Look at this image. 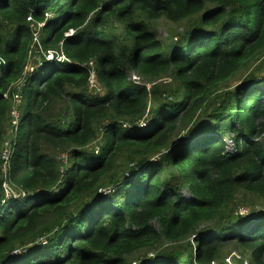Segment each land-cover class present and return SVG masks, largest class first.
Wrapping results in <instances>:
<instances>
[{"label":"trees","instance_id":"obj_1","mask_svg":"<svg viewBox=\"0 0 264 264\" xmlns=\"http://www.w3.org/2000/svg\"><path fill=\"white\" fill-rule=\"evenodd\" d=\"M28 17L68 62L24 73ZM161 19L182 31L158 39ZM0 57V150L25 193L2 205L0 156V264H226L230 247L264 264V0H0Z\"/></svg>","mask_w":264,"mask_h":264},{"label":"built area","instance_id":"obj_2","mask_svg":"<svg viewBox=\"0 0 264 264\" xmlns=\"http://www.w3.org/2000/svg\"><path fill=\"white\" fill-rule=\"evenodd\" d=\"M27 22L29 24V29L32 33V44H31L30 50L27 54V61H26V65L24 67V73L25 74L29 75L35 69H37L38 67H40L42 65L40 56L45 58V60L49 61V62H53V61L59 62V63L65 62V61L68 62L65 55L62 53L61 49L59 51H44L41 48H37V45L39 44L38 34H39V30L41 28V25L38 24L37 22H35L33 20V18H31V17L27 18ZM73 33H74V31L72 30L68 36H71ZM6 67H7V62L3 58L0 57V78L4 74V70ZM84 67H86V69H88V72H89V77H88L89 89L95 90L99 93L100 92L102 93L103 90L96 80L95 62L93 60H90L87 64L84 65ZM136 82L138 84H140L139 80H136ZM1 97L4 99L8 98L7 94H3L2 96H0V98ZM21 103H22L21 95L17 91L14 92L12 97H11V106H10V108H11V110H10V120H11L10 121V127H11V129L9 127V131H11L12 133L14 131V134L16 133L18 121L20 118V112L18 111L19 110L18 107L21 105ZM138 124H139L138 126H140V127L144 126V123H142V122H138ZM93 151L95 154H98L99 147L94 145ZM226 152L230 153V154H233L234 152H236L235 146L232 142H231V146L229 148H228V146L226 147ZM0 156H1V161H2V171L4 172L2 187L4 189L5 196H6V201H3L2 205L6 204L11 199L12 200L24 199L25 193L22 191H18V192L14 191L10 187V182L8 179L9 167H11L10 164H11L12 159L14 158V149L11 147L10 141L3 143L2 148L0 150ZM6 156H8L7 161H6ZM110 191H111V188H108V189L99 190L98 193L106 195ZM238 214L245 216L248 214V211H247V209H244V208H238ZM38 242L41 245H45L47 243V239L45 236H42L38 240ZM28 248H29V246L17 248L16 250H14L10 254V256L17 257L19 255L25 254L27 252ZM240 258L241 257L236 252H230L229 255L225 258V262L231 264L230 263L231 259H240ZM212 264H214V263H212ZM244 264H246V263L244 262Z\"/></svg>","mask_w":264,"mask_h":264},{"label":"rangeland","instance_id":"obj_3","mask_svg":"<svg viewBox=\"0 0 264 264\" xmlns=\"http://www.w3.org/2000/svg\"><path fill=\"white\" fill-rule=\"evenodd\" d=\"M155 28H156V36H157V38L162 40V41H164L167 38H169V34L167 32L168 29L172 28L173 30H177L178 32L182 31L181 25L172 24V23L164 21L163 19L158 20V21L155 22ZM38 36H39V39H40V33L38 34ZM50 68L51 67H45V68H43V69H41L39 71V76H40L41 79H43L47 75V70H50ZM244 74H245V70H240L236 75H234L232 78H230L229 86L237 85L238 82L240 81L241 77ZM128 77H129L130 80H133V79L139 80L140 84L144 83L143 78L140 77V76L139 77L136 76L135 73L132 72V71H130L128 73ZM145 80L149 81V79H145ZM10 129H11V127H10ZM12 135H15L14 131H13V133L11 131H9V136H12ZM225 138L226 139H224V141H226V147L228 146V148H229L231 146V141H229V139H227V137H225ZM260 139L263 140L264 139V135L261 136ZM98 141H99V139L95 142V144H92V146H94V145L98 146ZM7 159H8V156H6V161H7ZM12 164H13V161H11L10 165L12 166ZM183 194H184V198H188V193L186 191H184ZM244 208H246L247 211L249 212V209L247 207H244ZM153 225L157 228L155 223H153ZM229 250H230V252H236L241 257V259L244 260L245 263L248 262V257L244 254V252H242V251H240V250H238L237 248H234V247H230Z\"/></svg>","mask_w":264,"mask_h":264},{"label":"clouds","instance_id":"obj_4","mask_svg":"<svg viewBox=\"0 0 264 264\" xmlns=\"http://www.w3.org/2000/svg\"><path fill=\"white\" fill-rule=\"evenodd\" d=\"M6 61V60H5ZM7 62V61H6ZM239 208H244V207H239ZM244 209H246V208H244ZM234 262H238V264H241V263H243L244 264V260H242L241 258L240 259H231V264H234ZM240 262V263H239ZM226 263V262H225ZM226 264H229V263H226ZM246 264H250L249 263V260H248V262L246 263Z\"/></svg>","mask_w":264,"mask_h":264}]
</instances>
